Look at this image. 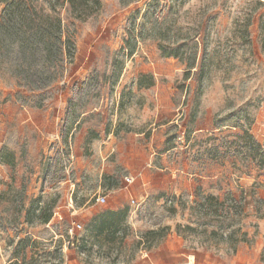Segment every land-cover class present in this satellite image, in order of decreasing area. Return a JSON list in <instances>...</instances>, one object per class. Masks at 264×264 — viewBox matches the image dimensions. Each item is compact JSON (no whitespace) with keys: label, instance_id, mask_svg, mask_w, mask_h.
<instances>
[{"label":"rangeland","instance_id":"obj_1","mask_svg":"<svg viewBox=\"0 0 264 264\" xmlns=\"http://www.w3.org/2000/svg\"><path fill=\"white\" fill-rule=\"evenodd\" d=\"M5 3L0 0V11ZM100 3L83 20L60 9L73 30L75 53L50 86L32 92L0 73L2 88L16 93L12 108L0 110V143L7 146L0 152L10 162L0 163V264H163L165 256L156 251L163 238L150 243L145 232L168 226L166 234L172 227L177 233L176 224L194 228H180L186 247L208 249L223 264L233 256V264H264V165L240 137L247 131L264 147V0ZM130 34L137 41L132 55L125 48ZM175 46L178 57L164 54L163 48ZM190 52L196 67L186 72ZM140 74L151 75L153 84L138 87ZM215 85L224 92L223 103L211 123L200 125L224 127L198 132L201 97ZM21 106L33 109L38 126L10 119ZM148 164L154 193L110 209L116 179L140 182L137 171L120 166ZM165 165L219 174L206 185L234 186V192L196 190V202L184 197L178 211L170 196H161ZM215 202L221 204L217 214L209 207ZM108 210L117 228L99 231ZM177 215L181 221L175 223ZM233 230L234 252L228 238ZM179 259L173 264H187L185 256Z\"/></svg>","mask_w":264,"mask_h":264},{"label":"trees","instance_id":"obj_2","mask_svg":"<svg viewBox=\"0 0 264 264\" xmlns=\"http://www.w3.org/2000/svg\"><path fill=\"white\" fill-rule=\"evenodd\" d=\"M134 1L137 0H121V4L126 6ZM100 4V0H46L45 4H40L38 0H6L0 11V73H8L15 77L18 86H23L32 92L50 86L60 76L63 62L71 61L75 53L73 30H69L60 14V9L64 8L74 18L83 20L97 10ZM136 43V36L130 34L125 40L128 55L134 53ZM179 47L163 48V52L166 56L178 57ZM187 59L185 68L186 72H190L196 67L194 52H190ZM200 68L202 71V65ZM152 84L151 75L140 74L137 80L138 87H149ZM240 137L253 152L252 157L257 159L258 165H264V147L261 143L244 130ZM0 163L10 164L4 152H0ZM205 198V200L214 199L213 196ZM219 204V202L209 204L212 213L217 214ZM103 215L104 220L98 230L116 229L114 212L108 210ZM49 218L50 213L42 220L47 222ZM180 228L194 229L192 226L176 224V232L179 235ZM166 230L168 226L157 230L151 229L145 232V236L150 238V243L153 239L157 242L166 235ZM235 232L236 230H233L228 236L233 252L236 242V238L233 237ZM210 233H215V230H211ZM242 235L241 239L244 240L246 232H242Z\"/></svg>","mask_w":264,"mask_h":264},{"label":"crops","instance_id":"obj_3","mask_svg":"<svg viewBox=\"0 0 264 264\" xmlns=\"http://www.w3.org/2000/svg\"><path fill=\"white\" fill-rule=\"evenodd\" d=\"M200 84H198L199 87ZM0 90H1V95L0 99L3 101V103H0V110H6L10 109L13 106V101L15 100V92H12V88L7 89V88H2V85H0ZM199 92H202L201 90ZM224 100V92L221 89L219 85L215 86H209L205 90L204 94L201 97V108L199 109L198 115L196 117L195 122L197 123L196 125V131L198 132H203V131H215L218 130L224 126H210L211 123V117L213 113L217 109H219L218 105H221ZM17 108L15 109V111ZM57 110V109H56ZM58 113V110H57ZM11 120H15L16 122H20L23 124H33L35 126H38L39 121L34 117V111L31 108L28 107H23L21 106V109H19V113L15 114L10 117ZM56 113L52 115L51 119V130L52 133L54 134V130L56 131ZM202 121H209V125H200V122ZM11 128L9 127L7 129L6 133V138L3 142L6 141L9 135V131ZM236 131H234L235 133ZM57 136V135H54ZM141 137V136H140ZM137 139V138H136ZM112 142L111 137L109 136L108 139L102 140V143H105V147L107 145H110ZM2 143V142H1ZM0 143V148L1 149H7L6 145H3ZM3 145V146H2ZM170 150V146H168L167 150L165 151L164 154L168 153ZM149 168L146 167H133L129 165H121L120 168L123 169L124 171H127L129 174H133L134 171H137V175L140 177V182L137 184H127L124 183L122 178H118L114 181L113 185L111 187L113 188L112 191L115 193L114 196V204L111 206L110 209H117L121 207L125 201L128 198H137V197H148L149 195L153 194L154 190L152 189L151 186V179H152V170H151V164H148ZM103 169H101L102 171ZM104 171V170H103ZM184 175H183V174ZM156 173L155 175H158ZM160 174H163L165 176L164 186L161 187L160 189L164 192L161 194V196H170L173 202L174 207L179 211V200L187 197L189 198V203L193 204L196 202L195 200V194L197 193L196 190H200V192L205 193V194H212V195H227L230 196L232 194V191L234 192L235 187L233 186L230 188L229 186H223L219 190L213 189L212 186L206 185L207 183H211L215 181V179L219 178V174H203L197 172H187L179 168H173L168 165L163 166L160 169ZM126 177V176H125ZM103 178L104 175L103 173L99 174V182L102 185L103 184ZM232 179V178H228ZM239 189H242V186L236 185ZM85 212L91 213V206L86 207ZM181 221L180 216L177 215V218L175 219V223ZM168 223H173L168 222ZM186 242L181 237V235L177 234L174 232L173 227L170 229V232L167 233L163 237V241L159 243V245L156 248V251H159L163 253L165 256V261L163 264H173V262H176L179 259L180 256H185L187 258L186 262L187 264H193V261H200L203 263H213L217 262V264H223L227 263L225 259L222 256H218L203 247H186ZM188 250V251H185ZM237 249V253H238ZM189 252V253H188ZM236 256H233V259L231 258L228 263L233 264L236 263ZM178 264V263H174ZM180 264V263H179Z\"/></svg>","mask_w":264,"mask_h":264},{"label":"built area","instance_id":"obj_4","mask_svg":"<svg viewBox=\"0 0 264 264\" xmlns=\"http://www.w3.org/2000/svg\"><path fill=\"white\" fill-rule=\"evenodd\" d=\"M133 177L132 176H126L125 178H124V180H125V182L127 183V184H129V183H131L132 181H133ZM98 201H100V202H104L105 201V195H101V196H99L98 197ZM77 227H80V224H77L76 225Z\"/></svg>","mask_w":264,"mask_h":264}]
</instances>
